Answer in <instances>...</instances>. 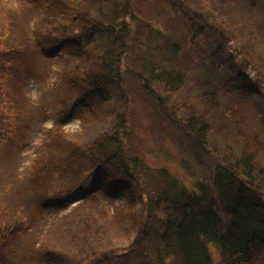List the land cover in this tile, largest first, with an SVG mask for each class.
Wrapping results in <instances>:
<instances>
[{
  "label": "rangeland",
  "instance_id": "obj_1",
  "mask_svg": "<svg viewBox=\"0 0 264 264\" xmlns=\"http://www.w3.org/2000/svg\"><path fill=\"white\" fill-rule=\"evenodd\" d=\"M65 2L44 9L0 0V65L6 58L22 78L0 73L8 126L0 134V264H134L142 246L131 241L146 194L162 185L159 172L195 190L221 155L234 159L250 148L264 167V0ZM81 9L112 29L84 37L87 53L52 50L56 42L45 37L75 28ZM108 49L119 85L103 87L101 98L71 89L66 73L98 69ZM230 65L256 88L225 87ZM191 118L206 122L203 136ZM105 138L118 148L100 149L98 159L75 151L76 173L40 170L46 161L68 164L76 147ZM95 178L93 205L85 188ZM111 182H126L130 194L110 190ZM11 229L20 234L1 242ZM143 245L154 252L153 243Z\"/></svg>",
  "mask_w": 264,
  "mask_h": 264
},
{
  "label": "trees",
  "instance_id": "obj_2",
  "mask_svg": "<svg viewBox=\"0 0 264 264\" xmlns=\"http://www.w3.org/2000/svg\"><path fill=\"white\" fill-rule=\"evenodd\" d=\"M29 1L40 3L44 9L67 6L65 0ZM74 15L75 28L62 26L57 36L45 37L47 44L56 42L52 50L65 46L78 53H87L82 44L84 37L87 39L92 30L112 29L111 23L103 24L87 9L75 10ZM10 18V25L14 26L16 22L14 11H10ZM56 25L60 23L54 26ZM0 55H3L1 49ZM109 58H112V55L108 49L101 57L100 68L89 67L79 72L69 71L72 73H66V83L71 89L79 88L83 92L82 95L93 92L90 94L99 93L98 97L101 98L100 95L103 97L100 90L107 85L117 86L120 80L114 75L112 69L114 62ZM3 62L8 64L5 67L0 65V73L15 74V76L18 74L15 79L21 81L22 78L16 68L6 58ZM115 62L118 63V58ZM234 67L236 65H230L229 70H233ZM235 70L236 68L233 72ZM238 72L240 70L235 71L228 80L226 79L225 87L240 84L242 89L256 88L255 81H248L244 76H239ZM206 96L209 97L210 104H214V99L211 97L214 96L213 92H209ZM234 104L235 114L238 111L237 104ZM64 118L65 116L62 115L61 119L64 120ZM0 119V126L2 125L0 134L4 136L8 131L6 115L0 113ZM191 120L193 126L191 129L197 126V134L203 136L207 129L206 122L196 118ZM115 146L106 138L102 141L94 140L85 148H75L70 155L72 159L70 158L67 162L70 166L65 160L60 159L54 162L55 165L46 161L40 170L46 169L48 175L51 173L50 170L53 171L55 168L60 174H66V170L71 174L76 173L78 164L73 160L79 155L77 153L98 159L101 154L100 149L114 150ZM218 159L220 160L214 163L208 174L197 180L195 190L186 189L176 178L168 177L164 170L159 172L158 176L162 185L146 194L140 228L131 241L132 247L133 244L134 247L142 246L140 256L135 259L134 264L162 262L163 264H215V252L221 259L219 264H264V167L258 166L256 151L253 152L250 148L237 158L231 159L221 155ZM40 172L38 171L35 175L40 176ZM100 182V178H95L94 183L85 188L93 205L98 203L95 193ZM108 185L110 190L130 194L131 188L126 182L121 184L111 182ZM157 212L161 214L158 215ZM18 231L20 230L11 229L2 237L1 242L9 243L8 237L12 234L19 235ZM143 242L153 243L152 254L142 250ZM125 255H131V251L127 249Z\"/></svg>",
  "mask_w": 264,
  "mask_h": 264
}]
</instances>
